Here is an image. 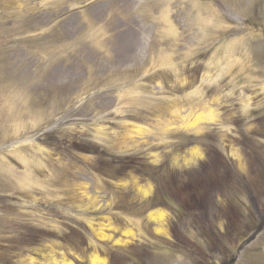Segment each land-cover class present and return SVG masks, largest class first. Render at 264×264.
I'll return each mask as SVG.
<instances>
[{"label": "rangeland", "instance_id": "rangeland-1", "mask_svg": "<svg viewBox=\"0 0 264 264\" xmlns=\"http://www.w3.org/2000/svg\"><path fill=\"white\" fill-rule=\"evenodd\" d=\"M263 36L264 0H0V264H264Z\"/></svg>", "mask_w": 264, "mask_h": 264}, {"label": "trees", "instance_id": "trees-1", "mask_svg": "<svg viewBox=\"0 0 264 264\" xmlns=\"http://www.w3.org/2000/svg\"><path fill=\"white\" fill-rule=\"evenodd\" d=\"M77 149H82L81 151L84 152V153H98L97 150H93V149H90L88 148V144H82L81 146L78 144L76 146ZM132 161H129L128 163H125L126 166H129V165H132ZM111 164L109 165V167H101L99 168L97 171L100 172L101 174L103 173H106L109 174L111 173ZM142 171H144V173H147L145 172L146 171V168L144 166L141 167ZM110 171V172H109ZM194 186L191 184V181L189 182V184H184L182 187H181V194L183 196V198L186 200L184 203L187 205L188 203H191V204H200V201L196 200V197H195V193H194ZM178 197V196H177ZM200 205H196V206H193V207H187L185 206V208L188 209V211H191V210H195L196 208H200L201 206ZM196 207V208H195Z\"/></svg>", "mask_w": 264, "mask_h": 264}, {"label": "water", "instance_id": "water-1", "mask_svg": "<svg viewBox=\"0 0 264 264\" xmlns=\"http://www.w3.org/2000/svg\"><path fill=\"white\" fill-rule=\"evenodd\" d=\"M194 1H197V2H211L212 0H194Z\"/></svg>", "mask_w": 264, "mask_h": 264}, {"label": "bare ground", "instance_id": "bare-ground-1", "mask_svg": "<svg viewBox=\"0 0 264 264\" xmlns=\"http://www.w3.org/2000/svg\"><path fill=\"white\" fill-rule=\"evenodd\" d=\"M151 218V217H150Z\"/></svg>", "mask_w": 264, "mask_h": 264}]
</instances>
